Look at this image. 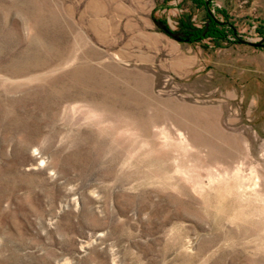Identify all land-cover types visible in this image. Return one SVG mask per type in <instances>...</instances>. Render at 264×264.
Returning a JSON list of instances; mask_svg holds the SVG:
<instances>
[{
  "label": "rangeland",
  "instance_id": "obj_1",
  "mask_svg": "<svg viewBox=\"0 0 264 264\" xmlns=\"http://www.w3.org/2000/svg\"><path fill=\"white\" fill-rule=\"evenodd\" d=\"M207 11L242 42L186 40ZM262 35L264 0H0V264H264Z\"/></svg>",
  "mask_w": 264,
  "mask_h": 264
},
{
  "label": "trees",
  "instance_id": "obj_2",
  "mask_svg": "<svg viewBox=\"0 0 264 264\" xmlns=\"http://www.w3.org/2000/svg\"><path fill=\"white\" fill-rule=\"evenodd\" d=\"M205 4V3H204ZM208 16L207 21L203 29H192L190 27H184V29L188 30L185 33L186 40L199 41L204 38L210 39L214 43H218L221 41L229 42V36L237 39V42H242L240 38L237 37L235 29L233 26L226 21H218L210 11H207ZM264 40V35L262 38Z\"/></svg>",
  "mask_w": 264,
  "mask_h": 264
},
{
  "label": "water",
  "instance_id": "obj_3",
  "mask_svg": "<svg viewBox=\"0 0 264 264\" xmlns=\"http://www.w3.org/2000/svg\"><path fill=\"white\" fill-rule=\"evenodd\" d=\"M263 39H261V41L260 42H256V43H251L254 47H256V48H258V47H262V46H264L263 45Z\"/></svg>",
  "mask_w": 264,
  "mask_h": 264
},
{
  "label": "bare ground",
  "instance_id": "obj_4",
  "mask_svg": "<svg viewBox=\"0 0 264 264\" xmlns=\"http://www.w3.org/2000/svg\"><path fill=\"white\" fill-rule=\"evenodd\" d=\"M212 149V148H211ZM211 153V152H210ZM211 155V154H210Z\"/></svg>",
  "mask_w": 264,
  "mask_h": 264
}]
</instances>
